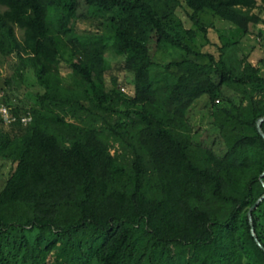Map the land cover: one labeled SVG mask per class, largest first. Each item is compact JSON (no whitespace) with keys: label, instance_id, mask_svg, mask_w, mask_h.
I'll use <instances>...</instances> for the list:
<instances>
[{"label":"trees","instance_id":"1","mask_svg":"<svg viewBox=\"0 0 264 264\" xmlns=\"http://www.w3.org/2000/svg\"><path fill=\"white\" fill-rule=\"evenodd\" d=\"M0 7V56L17 60L18 78L28 71L35 81L27 108L7 95L0 102L17 120L0 119V159L10 166L0 190V264H264L247 217L264 193L256 129L264 102L246 98L264 88V76L236 42L210 41L216 29L200 17L210 13L243 36L260 23L264 39V0H0ZM151 41L181 52L180 61L157 63ZM108 53L123 59L118 72L136 75L132 96L115 79L106 84ZM205 101L251 134L221 154L195 141L189 112ZM252 222L264 247V200Z\"/></svg>","mask_w":264,"mask_h":264},{"label":"rangeland","instance_id":"2","mask_svg":"<svg viewBox=\"0 0 264 264\" xmlns=\"http://www.w3.org/2000/svg\"><path fill=\"white\" fill-rule=\"evenodd\" d=\"M258 1V0H257ZM3 11L4 8L0 7ZM201 19L206 23L213 25L216 32L213 31L209 34V40L214 41L215 37L219 36L223 43L236 42V45L240 52L249 59L254 67L260 69V73L264 76V65L260 64L258 60H264V39L260 37L259 31L263 30L262 24H257L256 28H250V31L246 35H241L237 30L226 22L218 19L210 13L204 12L200 13ZM179 18L183 20L185 25L184 16L182 13L179 14ZM264 18V14L262 15ZM187 26V25H185ZM15 34L17 38H21L22 33L19 29L15 28ZM197 49L204 44L202 35L196 39ZM59 51L64 54L65 59L67 57V48L64 42L58 39ZM150 52L153 59L160 65H165L168 62L180 61L182 53L177 50H166L159 51L155 48L154 41L149 44ZM123 61L114 57V55L106 54L105 68L107 69L106 84L110 87L112 85V80H116V84L119 88H123L126 95L132 96L135 86L136 75L133 71H120L116 70L117 63ZM17 60L11 58L9 60L4 59L0 56V102L7 95L13 104H18L22 108H27L31 104V94L34 92L35 81L32 73L23 72V76L18 78L15 74V64ZM161 68L158 67L153 71L154 85H159L161 83ZM62 76L66 77L68 74V69L62 71ZM5 80L10 83L7 86ZM234 92V97L238 98L241 93L237 91ZM250 98L255 102H264V88L250 93ZM245 98V97H244ZM247 102H244L245 105ZM1 105V104H0ZM215 114H211L212 112ZM189 119L191 126L193 127V132H196L194 137L195 141L203 143L206 147L211 148L216 154L223 153L228 146H230L236 139L244 135L251 134V130L247 127L239 126L230 121L228 118L224 117L220 111V108L216 110L212 109L208 111V104L205 102L198 104L191 108L189 112ZM112 153V151H111ZM10 170L9 164L3 162L0 159V190L4 186L6 178ZM48 264H54L53 259L49 258Z\"/></svg>","mask_w":264,"mask_h":264},{"label":"water","instance_id":"3","mask_svg":"<svg viewBox=\"0 0 264 264\" xmlns=\"http://www.w3.org/2000/svg\"><path fill=\"white\" fill-rule=\"evenodd\" d=\"M264 122V117L259 118L256 121V129L258 134L262 137V139L264 140V133L261 129V123ZM263 176H264V172L262 173V175L260 176V182L262 184V187L264 189V181H263ZM264 200V193L255 201V203L249 208L248 212H247V217L249 220V225H250V233L251 236L254 238L257 246L264 252V247L260 244V242L257 240L255 232H254V228H253V222H252V212L257 208V206Z\"/></svg>","mask_w":264,"mask_h":264},{"label":"built area","instance_id":"4","mask_svg":"<svg viewBox=\"0 0 264 264\" xmlns=\"http://www.w3.org/2000/svg\"><path fill=\"white\" fill-rule=\"evenodd\" d=\"M120 90L123 92V93H126L124 91V89L121 87ZM218 103V100L215 101V104ZM10 108L9 107H6L4 105H0V119H1V122L4 126H8L12 123H15L17 120L14 116H12L10 114ZM31 118L29 115L27 116H23L21 119H20V122L23 123V124H26L28 122H30Z\"/></svg>","mask_w":264,"mask_h":264}]
</instances>
